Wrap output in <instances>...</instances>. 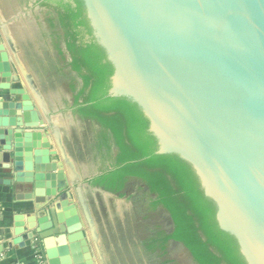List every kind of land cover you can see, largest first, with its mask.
<instances>
[{"label":"water","instance_id":"1","mask_svg":"<svg viewBox=\"0 0 264 264\" xmlns=\"http://www.w3.org/2000/svg\"><path fill=\"white\" fill-rule=\"evenodd\" d=\"M81 1L113 67L109 94L138 105L156 153L190 164L219 228L247 264H264V0ZM0 77L12 97L0 99V163L11 170L0 183L59 198L46 215L16 216V234L41 244V264H94L43 119L26 88H10L4 49Z\"/></svg>","mask_w":264,"mask_h":264},{"label":"trees","instance_id":"2","mask_svg":"<svg viewBox=\"0 0 264 264\" xmlns=\"http://www.w3.org/2000/svg\"><path fill=\"white\" fill-rule=\"evenodd\" d=\"M38 2L55 12L63 32L59 37L70 58L67 65L80 79L69 84L72 100L66 106L77 118L99 126L95 146L101 167L88 183L121 193L130 178H137L156 195L151 209L160 205L167 210L173 229L146 237L143 244L148 251L165 254L168 240L174 239L197 264H247L235 238L219 228L215 205L204 195L190 164L174 153H156L157 140L142 110L125 96L109 94L113 67L93 35L83 2Z\"/></svg>","mask_w":264,"mask_h":264},{"label":"crops","instance_id":"3","mask_svg":"<svg viewBox=\"0 0 264 264\" xmlns=\"http://www.w3.org/2000/svg\"><path fill=\"white\" fill-rule=\"evenodd\" d=\"M32 2L17 0V3L12 4L8 0H0V49L7 50L10 56L15 76L10 88H26L29 97L25 100L32 103L43 119L42 140L47 137L51 140L50 151L55 152L53 157L58 159L64 169L67 181L64 191L77 207L94 264H160L158 250L150 252L145 244L141 246L132 238L123 237L126 235V225L123 223L125 197L91 186L88 183V170L70 164L72 159L66 150V144L70 143L62 141L68 130L63 133L60 130L62 118L81 123L92 122L75 118L67 106L63 109L56 107L44 96L46 83L41 79L38 61L45 62L47 58L54 57L57 74L62 77L61 74L67 70L68 59L62 38L56 36L53 30L51 12L42 7L32 11L28 5ZM30 24L34 26L28 28ZM23 94L17 93V99L23 98ZM11 98L9 90L0 87V99ZM95 125L92 133L96 149L95 136L99 126ZM10 178V168L0 163V180ZM56 198L36 197L31 184L27 182H14L11 185L0 183V264L45 262L44 249L40 243L24 240L22 235L16 234L15 217L21 214L28 222L34 213L36 216L46 215L47 209L59 200Z\"/></svg>","mask_w":264,"mask_h":264},{"label":"flooded vegetation","instance_id":"4","mask_svg":"<svg viewBox=\"0 0 264 264\" xmlns=\"http://www.w3.org/2000/svg\"><path fill=\"white\" fill-rule=\"evenodd\" d=\"M28 5H30V7H31L30 9L32 11H34L37 7L46 8V7L40 6L38 0H33L32 4H28ZM46 9H48V8H46ZM48 10L51 12L52 17H53V22H54L53 30L56 32L55 35L56 36L61 35V37H62V33H63L62 28H61V26H60V24L56 18L55 12L53 10H50V9H48ZM65 50H66V48H65ZM65 54H66L67 59L70 60L69 54L67 51L65 52ZM55 60L56 59L54 57H51L50 59L47 58V60H46L47 63L44 62L43 60L38 61L41 79H43L42 81H44L46 83V89L53 87L54 84H57L60 81L63 82L62 78H64L66 76V74H70L72 77H74V78H72V82L80 83L79 77L77 76V74L74 71H72L70 69V67L68 65H66L67 70H65L64 73L61 74L62 77L58 76V74H57L58 71L56 69L57 63ZM48 63H49L50 67L47 66ZM44 64H46L45 65L46 70H47L46 75H44L45 74L44 73V67H43ZM65 99H66L65 104H70V102L72 100V93L68 98H65ZM74 117L77 118L76 116H74ZM90 124L92 125L91 129L94 131V127L96 125L92 124V123H90ZM112 149L113 150L116 149L114 144L112 145ZM97 162H99V166L97 168V171L94 173H91V174L88 173L90 178L94 174H96L101 167L100 158ZM88 172H89V169H88ZM142 183L143 182L137 178H130L127 181L126 187L121 191V193H119L120 196L125 197V200H126V202H125L126 207L124 209L125 216L123 219V223L126 225V235L124 234L123 237L132 238L138 245H141V246L144 245L142 242L145 240L147 235H152V237H155V236H157V233L160 230H163L164 232H166L168 234L173 229V222H172L171 216L167 210H166V212L169 216L170 223H168V220H166L167 224L165 223V221H164V223L166 225H168V227L165 226V224L162 222L161 215L163 214V212H162L163 207L158 205V206L154 207L153 209H151V204H150L151 199H155L156 195L154 193L150 192L148 187H147L148 191L142 190V189H139V190L137 189L136 186L141 185ZM143 184L145 186H147L145 183H143ZM128 192H133V193L129 194L128 197H126V194ZM138 192H141V193H138ZM144 214L148 215L147 219L143 218ZM149 222H150V224H149ZM167 228H168V231H167ZM141 239H142V242H141ZM127 240H130V239H127ZM173 243L174 244L177 243L182 248V250L184 252L182 259L179 255V252H177V248L176 247L174 248L172 246ZM158 252L160 253L159 249H158ZM142 253H143V251H142ZM165 255H166V258L169 259V261H165L164 263H160V264H197V263H195L192 255L190 254L188 249L181 242L176 241L174 239L168 240L166 252H165V254L160 255V257H164V259H165Z\"/></svg>","mask_w":264,"mask_h":264},{"label":"rangeland","instance_id":"5","mask_svg":"<svg viewBox=\"0 0 264 264\" xmlns=\"http://www.w3.org/2000/svg\"><path fill=\"white\" fill-rule=\"evenodd\" d=\"M8 1L12 4L17 3V0H8ZM33 26L34 24H32V26L30 24V26L28 25V28H31ZM45 62L47 63V61ZM47 66L50 67L49 63ZM46 71H47L46 67H44V73H45L44 75H46ZM72 78L74 77H72L70 74H66V76L62 78L63 82L60 81L57 84H54L53 87L46 89L44 96H46V98H49L52 105L56 107H61L62 109L65 108L66 106L65 98H68L71 95L72 89L69 86V84H71ZM44 101L47 102V100ZM91 126L92 125L89 122L81 123L75 120H70L69 118L67 119L62 118V123H61L62 129H60L62 133L63 131L68 130L67 133L65 132L66 134L64 133L65 134L63 135L64 140L62 138V141L65 142L69 141L70 143V144H66L64 142V144H66V150L68 151L72 159L70 164H72L74 167L77 168L82 167L87 170L89 169L88 172L89 174L96 172L99 166V162H97L99 160V155L97 154V152L95 151L96 149L93 146L94 136L91 131L92 130ZM71 148H73V150ZM137 188H141V187H139L138 185ZM165 223H166V219H165ZM166 224L165 226H168ZM172 246L174 248L175 247L177 248V252H179V255L182 259L184 252L180 247V245H178L177 243L175 244L173 243ZM166 259H167L166 255H165V259L164 257H160V263H164Z\"/></svg>","mask_w":264,"mask_h":264},{"label":"built area","instance_id":"6","mask_svg":"<svg viewBox=\"0 0 264 264\" xmlns=\"http://www.w3.org/2000/svg\"><path fill=\"white\" fill-rule=\"evenodd\" d=\"M137 187V186H136ZM139 187H141V188H137L138 190L139 189H142V190H147V186H145L143 183L141 184V185H139ZM148 191V190H147ZM133 192H128L127 194H126V197H128V195L129 194H132ZM139 193V192H138ZM146 193V192H145ZM149 193V192H148ZM151 200H153V199H151ZM162 209V208H161ZM162 212H163V214L161 215V218H162V222L164 223V221H165V219L166 220H168V223H170V220H169V216H168V214H167V212H166V210H164V209H162ZM148 215H143V218L144 219H147L148 217H147ZM149 224H150V222H149ZM165 224V223H164ZM168 227V226H167ZM168 229V228H167ZM168 231V230H167ZM149 236H152V235H147V237H149Z\"/></svg>","mask_w":264,"mask_h":264}]
</instances>
